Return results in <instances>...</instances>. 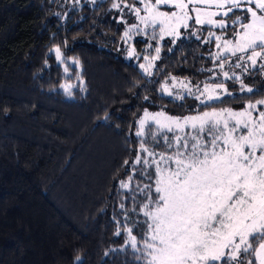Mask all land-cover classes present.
<instances>
[{"label": "trees", "instance_id": "obj_1", "mask_svg": "<svg viewBox=\"0 0 264 264\" xmlns=\"http://www.w3.org/2000/svg\"><path fill=\"white\" fill-rule=\"evenodd\" d=\"M135 2L0 0V264H143L140 253L125 247L124 231L144 219L142 211H131L143 194L118 190L128 173L124 161L137 154L138 118L144 109L193 114L199 103L187 94L173 101L160 84L171 85L172 76L194 86L223 82L234 98L224 96L232 102H215L218 108L239 109L249 98H264L219 77L208 54L214 45L191 34L175 44L157 42L159 71L146 77L126 57L119 19L124 5ZM151 34L134 39L137 54L154 53ZM57 46L80 65L66 59L65 73ZM249 71L244 84L264 89V73ZM65 83L77 85L72 96L61 87ZM140 179L141 187L148 182Z\"/></svg>", "mask_w": 264, "mask_h": 264}, {"label": "snow or ice", "instance_id": "obj_2", "mask_svg": "<svg viewBox=\"0 0 264 264\" xmlns=\"http://www.w3.org/2000/svg\"><path fill=\"white\" fill-rule=\"evenodd\" d=\"M136 2L143 8L124 5L140 21L123 33L126 41L132 39L133 32L140 34L141 25L144 30H153L154 40L166 36L180 39L181 29L191 27L193 20L201 28L207 25L221 29L222 35L209 30V41L205 42L214 37L215 47L220 49L214 58L219 61L223 78L239 81L241 93L264 94V89L245 85L235 72L230 75L224 71L228 63L244 73L257 68L264 73V0ZM162 6L169 10H161ZM142 11L146 15H141ZM229 29L232 38L225 39ZM154 52L139 64L149 78L159 71L156 61L161 59V47H155ZM54 53L65 73L69 72L66 59L80 65L78 59L66 58L59 46ZM136 55V49L130 47L128 56ZM76 79L83 82L80 75ZM169 79L171 85L168 80L160 84L161 93L173 101H184L183 93H187L199 103L190 109L193 114L179 116L144 109L138 118L133 133L137 154L131 163L124 161L131 174L118 181V190L143 194L131 211H142L144 219L133 220L134 227L124 229L128 241L125 247L140 253L136 258L143 264H264V98H249L239 109L218 108L215 102H232L224 101V96L234 98L223 82L205 83L202 89L195 85L193 91L191 81H179L175 76ZM177 84L182 91H176ZM61 87L72 96L77 85L65 83ZM143 98L149 100L148 96ZM201 106L207 110L201 111ZM134 178L135 190L131 188ZM140 178L148 181L142 187ZM125 199L135 202L134 196ZM119 207L124 209V203ZM115 235L121 236V232Z\"/></svg>", "mask_w": 264, "mask_h": 264}, {"label": "rangeland", "instance_id": "obj_3", "mask_svg": "<svg viewBox=\"0 0 264 264\" xmlns=\"http://www.w3.org/2000/svg\"><path fill=\"white\" fill-rule=\"evenodd\" d=\"M122 4H124V3H122ZM135 7L143 8V4L138 3V2H135ZM124 8H125V7H124ZM161 10L168 11L169 8H168L167 6H162ZM141 15H146V13L142 11V12H141ZM121 18H123V19H121ZM119 19L121 20L122 23H124V25H125V29H126V30H127L132 24H137V25L140 24L139 19H138V18L134 15V13H132V12L130 11V9L127 8V7H126L124 13H123L122 15H120V18H119ZM217 19H219V17H217ZM125 21H126V22H125ZM190 24H191L192 26L189 27L188 29H183V28L181 29V37H180V39L183 38V37H185V36H187V35H189V34H191V35H194L195 37L202 38L203 41H209V36H208V31H209V30L212 31V32H215L216 35H222V34H223V30H221V29H217V28H211L210 26H207V25H205V26L203 27V28H206V29L204 30L203 28H201L200 25H196V24L194 23V20L191 21ZM158 28H159V26H157V32H158ZM197 29H201V30H200L199 32H197V31H196ZM150 31L152 32L153 30H152L151 28H148L147 30H144V29H143V26L141 25V26H140V34H139V35H137L135 32H133V33L131 34V35H132V39H131L130 41H125V40H124V42H123L124 47L127 48V56H126L127 59H129V60H132V59H133V61L136 62L138 65L141 64V63H144V62H145V61L143 60V57H144L145 55H142V54L138 53L136 56L130 58V57L128 56V51H129L130 47L135 48V46H134V39H135L137 36H141V37H144V36H145V37H146V36H147L146 34H148V32H150ZM194 33H195V34H194ZM150 38H151V37H150ZM224 38H225V39L232 38V36H231V30H230V29L228 30V32H227V34L225 35ZM180 39H178V40H174L173 38H171V37H167V36H166L163 40H160V39H155V40H154V39L151 38V40H152L151 44L154 43V45H152V46L155 47L156 44H158L159 42L161 43L162 41H166V40H168V41L172 42L173 44H175V43H177ZM157 42H158V43H157ZM128 43H131V44L129 45V47H128ZM207 44H213V45H214L213 47L210 48V52H209L208 54H209V56L212 58L213 62L215 63V67H216L217 70L219 71V73H218V74H219V77L223 78L222 72H221V70H220L219 67H218L219 61L215 60V58H214V54L217 53L218 51H220V49H217V48L215 47V40H214V37L212 38L211 42H207ZM152 55H155V52H154ZM150 56H151V55H150ZM230 59H231L232 61H235V60H236V57H231V56H230ZM258 63H259V62H258ZM249 70H250V69H249ZM224 71H229V74H230V75L232 74V72H235L236 76H237V77H240L241 79H242L245 75H248V77L252 76V74L250 73L251 71H249L248 73H244L243 70H242L241 68L230 67L228 63L225 64ZM250 74H251V75H250ZM223 79H224V78H223ZM236 82L239 83V81H236ZM243 83H244V82H243ZM171 84H172V83H171ZM191 86L193 87V91H196L195 86L192 85V84H191ZM203 86H204V85H200L201 89L203 88ZM226 87H227V86H226ZM228 89H229V88H228ZM176 91H182V90L179 88V85H178V84L176 85ZM229 91H230V92H233V90H231V89H229ZM183 94L185 95V94H187V93H183ZM109 150L111 151V148H109Z\"/></svg>", "mask_w": 264, "mask_h": 264}]
</instances>
